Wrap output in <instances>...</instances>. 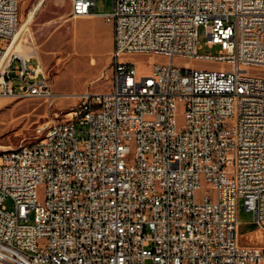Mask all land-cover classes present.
I'll list each match as a JSON object with an SVG mask.
<instances>
[{"label":"built area","instance_id":"obj_1","mask_svg":"<svg viewBox=\"0 0 264 264\" xmlns=\"http://www.w3.org/2000/svg\"><path fill=\"white\" fill-rule=\"evenodd\" d=\"M71 14L112 22L111 86L0 152V264H264L238 217L243 202L264 231V0H113L100 14L72 0ZM20 25V0H0V96L31 85L52 105L67 95L41 65L5 57Z\"/></svg>","mask_w":264,"mask_h":264},{"label":"rangeland","instance_id":"obj_2","mask_svg":"<svg viewBox=\"0 0 264 264\" xmlns=\"http://www.w3.org/2000/svg\"><path fill=\"white\" fill-rule=\"evenodd\" d=\"M95 4V13L100 14L111 8L112 0H108L107 7L106 0H95ZM71 10L72 0H20L21 27L14 48L26 57L32 56L33 64L37 63L35 58H39L52 90L67 96L52 105L35 96H0V152L33 142L40 123L51 118H65L77 102V94L85 90L103 91L111 86L112 22L101 15L74 17ZM204 38L201 30L203 42ZM219 50V44H205L200 52L215 54ZM129 57L136 63L140 74L151 72L150 55L133 54ZM155 59L167 61L163 56ZM175 62L178 65H219L181 57ZM19 84L20 81H15L16 89ZM177 119L179 125L185 121L182 107ZM5 203L8 209L14 208L11 198ZM238 217L240 231L244 233L243 242L264 245V231L250 230L254 226V213L246 210L243 202H240Z\"/></svg>","mask_w":264,"mask_h":264},{"label":"bare ground","instance_id":"obj_3","mask_svg":"<svg viewBox=\"0 0 264 264\" xmlns=\"http://www.w3.org/2000/svg\"><path fill=\"white\" fill-rule=\"evenodd\" d=\"M20 27H21V26H20ZM19 30H20V28H19ZM19 30H18L17 34L19 33ZM17 34L15 35V37H14V39H13L11 45L8 47L7 52H6V54H5V57H6V56H7V55L13 50V48L15 47V38H16ZM0 68H1V67H0ZM30 93H31V85H24V86H23V90H22V95H30Z\"/></svg>","mask_w":264,"mask_h":264},{"label":"crops","instance_id":"obj_4","mask_svg":"<svg viewBox=\"0 0 264 264\" xmlns=\"http://www.w3.org/2000/svg\"><path fill=\"white\" fill-rule=\"evenodd\" d=\"M107 2H108V0H106V7H107ZM112 5H113V0H112ZM95 6H96V4H95ZM112 7V6H111ZM97 14V13H96ZM90 16H96V15H90ZM93 19V18H92ZM113 34H114V31H113ZM111 39H112V48H113V35L110 37ZM36 60H37V63L36 64H40L41 65V62H40V59L39 58H35ZM34 60V59H33ZM32 61V60H31ZM32 63V62H31ZM33 64V63H32ZM36 64H33V65H36Z\"/></svg>","mask_w":264,"mask_h":264},{"label":"trees","instance_id":"obj_5","mask_svg":"<svg viewBox=\"0 0 264 264\" xmlns=\"http://www.w3.org/2000/svg\"><path fill=\"white\" fill-rule=\"evenodd\" d=\"M256 229V226H253L250 230H255Z\"/></svg>","mask_w":264,"mask_h":264}]
</instances>
